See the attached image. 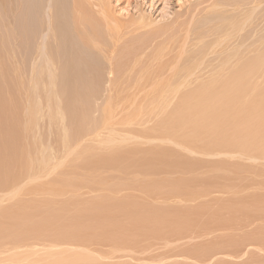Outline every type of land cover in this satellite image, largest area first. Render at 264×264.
Here are the masks:
<instances>
[{"label": "bare ground", "instance_id": "1", "mask_svg": "<svg viewBox=\"0 0 264 264\" xmlns=\"http://www.w3.org/2000/svg\"><path fill=\"white\" fill-rule=\"evenodd\" d=\"M97 4H93L90 0H71L70 7H65L63 0H0V188H2L1 190L6 186L13 188V185L18 181L20 184L23 178H27L26 183L17 185V187L15 185V188H11L12 190L8 193L9 198L14 199L15 203L7 206L0 204V247L5 243H11L14 246L9 254L0 248V253L5 252L7 255L4 257L3 263L6 261V264H107L102 260L103 256L101 257L100 254H97L98 252L92 251L90 246H87L106 242L115 249H124V247L139 245L140 241L133 240L129 236L138 229H149V232L155 236L179 235L189 232L194 227H199L197 224L204 226L203 229L212 225L244 229L252 228L254 224L260 223L259 226L250 229V232L246 233L240 229L241 232L237 236H232L230 233V238L224 236L211 245L193 247L187 251L189 255L198 258L204 257L205 261H208L216 259L217 255L229 252L224 251L227 248L231 249L228 256L238 257L243 256L245 247L263 250V193L235 196L236 198L230 196L227 204H225V200H223L225 203L220 200L221 203H224L223 206L217 201L220 207L224 208V210L220 209V212H218V205L214 209L210 206H197L196 209L188 207L189 209L176 210L172 208L163 211L162 207L139 202L137 200L139 198L135 196L123 197L121 195L120 199L115 197L118 196L117 191L121 181L109 176V173H121L120 179L123 180L121 186H139L146 194L150 195L151 191H156L159 194L163 191L161 189L163 184L169 180H167L168 178L158 180L153 176L159 170L161 171L162 167H175V160L179 162L180 158H177L178 150L172 152L170 146H166V144L165 146L155 144L162 146L141 149L136 143L130 147L125 142L128 138L120 137L118 133H115L114 122L116 123V119L114 118V122L112 119L116 114L113 113V110L111 112V107L112 102L117 101L118 104L119 101L115 97L113 101L111 94L115 92L114 96H118L117 92L119 91L118 94L122 97L119 89L122 83L118 82V80L120 81L118 73L125 65L128 53H133V51H130L131 48L128 45L129 52L119 51L120 54L115 60L108 59L107 67L104 69L103 64L80 56V48L75 47L80 46L77 41L87 46L89 51H91V46L96 43L102 41L103 44L107 43L105 42L107 34H105V38L103 37L105 32L103 22L99 21L103 18L106 23L108 21L107 13L100 4ZM208 5L211 6L207 12L205 9L206 14L204 13L203 19L201 17L202 20L199 19L194 24L195 19H192V23H184L182 28L181 25L177 26L178 29L174 28V33L172 32L170 35V39H172L171 36L175 34V38L178 40V33L176 34L175 31L178 32L179 28L181 29L183 33L182 37V33L179 31L181 46L175 44L176 40L172 41L173 52L178 46L180 56L178 57L175 51V58H179L178 62L185 58V61L182 60V62H187L188 65L186 64L182 68L181 73L179 71L176 74L173 73L176 76H173L176 82L167 85H162L164 84L162 82L163 87L155 88L159 89L162 97L159 101L157 99L153 103L151 102L152 108L161 114L156 121L153 118L151 120V115L143 113L141 115L138 111L139 115H146L149 117L147 120L155 122L154 126L148 129V125L146 128L142 125L145 128L142 130L143 134L153 135L154 139L156 136L165 137L177 145L178 143L181 145L182 142L184 146L188 144L187 147L193 148V150L195 144L196 147L198 144V148L202 144L200 150H202L201 147L205 148L203 152L206 154L208 152L211 156L214 152H210L213 150L210 152L205 150L212 146L215 150L217 148H222V150L224 148L229 150L239 148L242 151L237 150L236 152L245 154L246 158L247 156L255 158L254 154L257 159L260 156L264 157V112H261L264 110V12L254 19L261 2L257 0H211ZM208 5L205 4L203 9ZM94 6L98 9H95ZM31 14L35 15V19L29 20ZM99 14L103 17H97ZM108 23L105 25L106 31L109 27ZM182 29H186L185 33ZM71 32L76 35L75 40L71 36ZM168 42L170 43V41ZM168 42L166 39L167 44ZM22 44H30L33 46L32 49L34 48L27 57L31 61L29 63L33 64L29 80H25L27 76L20 65V51L18 50H22L19 49ZM162 44H160L162 47L159 45L157 48L156 46L157 51L163 53L164 50L167 51L166 48L169 49L168 46L170 50L172 49V45L164 47L166 44L164 42ZM70 46L72 50L69 48ZM26 48L28 49L27 46ZM64 51L67 54H64ZM161 54H154V57H160ZM154 60L156 63V58ZM171 62L169 61L170 64ZM152 63L153 61H151ZM171 66L173 67V65ZM103 70L107 71L109 90L112 91L110 94L112 102L111 99H108L109 101L106 99L107 104H102V107L105 105L101 110L102 116L96 118L93 114L91 115L92 111L90 112V109L94 108L91 100L103 90V79L101 78ZM155 71L159 73V70ZM163 71L162 75H165L166 73L164 74ZM147 75L151 77L154 74L148 72ZM120 76L122 78L123 75ZM139 81L132 85L133 90ZM147 81L149 82L148 79ZM142 82L141 79L140 84ZM118 84L120 85L118 86ZM145 86L144 84L143 87ZM128 88L132 90L131 86ZM136 89L141 91L139 88ZM152 93L154 98L156 93ZM135 95L136 93L133 97ZM176 96L178 98L175 102ZM169 97H172L174 104L170 102L168 104ZM41 98L45 100V105L48 108L61 113L64 118L60 132L61 137L54 141L57 143L56 150L62 154L61 157H57V154L54 155L55 147L53 143H48L50 141L44 142L41 136L30 135L31 133H29L30 136L26 137L25 135V130L34 127L38 121L42 107ZM121 100L123 102L124 98ZM127 100L130 102L129 99ZM170 104L172 106L169 107ZM115 107L118 108L116 104ZM142 107H144L142 110L150 109L151 111L149 105ZM22 108L26 109V112L30 111L31 115L33 113L30 124H23L24 116L20 113ZM155 111L153 109L152 116L155 115ZM130 119H133V116H130ZM130 119L127 122L133 123V120L129 121ZM144 120L146 122L145 118ZM134 123L137 124V122ZM97 129H108V133L100 140H95L96 136L94 135L95 139L93 138V140L96 141V144L86 146L83 140H86L88 134L92 135L95 130L98 132ZM29 132L35 133L34 131ZM89 142L92 143L91 140ZM148 142L150 143V140ZM83 143L85 145L82 147ZM135 145H138V148H135ZM58 147L60 149H57ZM174 152L177 153L176 156H174ZM226 153L223 152L224 155ZM215 154L217 155V153ZM184 159L185 161L181 159L177 166L191 169L195 163L190 164L186 161V157ZM182 162L187 163L183 164ZM223 165H225L224 162ZM220 170L224 171L222 168ZM226 171L225 173L229 175L237 172L231 171L233 172L231 174L229 170ZM242 174L243 172L240 173L241 176ZM51 175H55L54 178ZM136 175L141 176L140 179ZM247 175L244 174L241 179H245ZM48 176L52 180L47 179L43 184L38 182L41 178ZM235 177L234 180L241 181L240 177L237 175ZM255 179H252L254 186L264 187V180L257 181V185ZM182 180L181 182L184 183V179ZM189 181L186 182L189 183ZM181 182L180 186H182ZM98 186L106 191L103 196L90 200L82 198L81 200L72 196L69 200L61 199L65 195L76 197L84 187L95 188ZM236 186H234L235 189L232 186L233 190L231 186L229 189L226 187L224 191L231 189L234 195L237 193L234 192L238 188ZM184 187L189 188V186H185V183ZM184 187L183 191L178 190L180 195L189 200L194 198L192 201H195V198H200L201 195L205 197L208 194L207 190L198 192L191 187L185 190ZM39 190H43V192L40 191V194L50 193L52 198H45L43 201L41 199L40 201L22 199L24 194L31 192L38 194ZM168 191L172 192V190ZM1 201L2 203L7 202L6 200ZM215 217L217 218L214 219ZM128 224L134 226L128 229ZM236 225L240 226L236 227ZM110 226L112 229L108 233L100 232ZM201 229L202 227H200ZM164 232L165 234H162ZM34 239L42 241L41 244L46 249L31 247L24 250V243ZM49 254L54 257L46 259L45 256Z\"/></svg>", "mask_w": 264, "mask_h": 264}, {"label": "rangeland", "instance_id": "2", "mask_svg": "<svg viewBox=\"0 0 264 264\" xmlns=\"http://www.w3.org/2000/svg\"><path fill=\"white\" fill-rule=\"evenodd\" d=\"M90 1L93 2V4L94 3L100 4L104 8L105 12L107 13L106 17L108 18V21L106 20L107 21L106 23H105V20L103 18H101L103 16H101L100 14L97 15V17L101 18V19H99V21H101V23L103 22V28L105 31L103 37L105 38V34H107L106 38H105L106 39L105 42H107V43L103 44V41L100 43H96L95 45L91 46V51H89L87 49V46L82 45L79 41H77V43H79L80 46L77 45L75 47L80 48V52H81V53H79L80 56H83L87 60L95 61L96 63L103 64L102 66L104 69L105 67H107L106 63L109 61L108 59L110 58L112 61L115 60L118 57V55L120 54L119 51L120 52L121 51L129 52V49H128L129 46L131 48L130 51L131 50L133 51V53L132 52L130 54L128 53V58L124 62L125 65L123 66L121 72L118 73V79H120V81L118 80V82L122 83V85H121L122 87L121 86L119 87L122 97L118 94L119 91L117 92V95L119 96L118 97V96H114L115 92L112 93V91L109 90L110 87L108 86L109 80H108V75L106 73L107 71L103 70L102 71L103 76L101 77L103 79L102 80L103 90L101 92H99L98 96L97 95L94 96L93 100H91L92 101L91 104L94 106V108L90 109V112L92 111L91 115L93 114L94 117L100 118L102 116L101 110L105 106V105H103V107H102V104L106 103L105 102L106 99H107V101H109L111 99V102H112V97H113V101H114V97H115L119 101L118 104H117V101L112 102L114 104V109H113V104L111 107V112L113 110L114 111L113 113L116 114V115H114V117L112 119V121L114 120V118L116 119V123L113 121L114 126L116 128L115 133H118V135L120 137L128 138L125 141L128 146L132 147V146H134V144L137 143V144H139V148L141 147V149H147V148H151V146H162V145H155V144H163V146H165V144H166V146H170V148L172 149L171 150L172 152H173V150H176V151L178 150L177 153L179 152V155L174 152V154H175L174 156H176V154H177V158H180L179 162L181 159L183 161H185L184 158L186 157V161H188L190 164L195 163L191 167V169L190 168L186 169L185 167L182 168L180 166H177V163H179V162H178V160H175V162L174 161L173 162L175 163V167H177V168H175V167L163 168L162 167L161 171L160 170H159V172L157 171L158 173H155L154 176H153V174H151V176H153L154 178H157L158 180H166V178H168L167 180H169V181L166 184H163V186L161 187V189H163V191L160 190L161 192L159 194H157L156 191H151L150 195L146 194V192H143L139 186H131V187L121 186V183L123 181L122 179H120L122 177L120 175L121 173L111 172L108 174L109 176L114 177L116 179H119L118 181H121V183H119L120 187L118 188V191H117L118 196H115V197L117 199H120L119 196L120 197H122V196L123 197L135 196L136 198H139V199H137L139 202L142 201L143 203L145 202L148 205L150 204L153 206L162 207V208H164L163 211H167V210H170L172 208H175L177 210V209L188 208V207H190V208L195 207V209H196L197 206H200V207L201 206H204V207L210 206L212 209H214V208H217V205H218L219 206L218 212H220L221 210H224V208L223 207L221 208L219 204L222 205L225 203V201H226L225 204H227L230 200V198H228V197H230V196L231 197L234 196L232 198H236L238 196L239 197L240 196H248L250 194H259V193L264 194V187L258 188L259 186H254V182H252V179L256 178L255 182L258 185L257 181H259V180L263 181L264 180V157L263 156H260L257 159V157L254 154L255 158H253V157L251 158V156H247V158H246L245 154H241V152H236L237 150L242 151L239 148L238 149L234 148V149H230V150L226 149V148H224L223 150H222V148L221 149L217 148L215 150V148H213L212 146L209 149L206 148V150H205L206 152H207V150L209 152H210V150H213L210 152V153L214 152V153H212V156H211V154H208V152H207L208 155L205 152H203V149H205V148L201 147L202 150H200V146H202V144H200V143H199L200 144L199 148H198V144H197V147H196V144L193 146L194 150H195L194 151L193 148L190 149L189 147H187V146H189L188 144H187V146H184V143L181 142V145H180V143H178V145H179L178 146L177 143L176 144L172 143L171 140H169L165 137H161V136H156V138H159V139L157 140L155 138L156 139L155 140L153 138L155 136H153V135L151 136L149 134L144 135L143 131H142V130H145L147 125H148L147 129L150 128L151 126L153 127L155 124L154 121H156V119L159 118V115L161 116V114H159L157 111H155V108H152V103L154 101H156L157 99H158V101H159V99L160 100L162 99V97L160 96V93L158 91L159 89L156 90L158 88V86L163 87L162 85H167L168 83L176 82L175 78H174L176 76H174V74H176V72H178V71L181 73L183 71L182 68H184L186 64L188 65L187 62H184V63L182 62L183 59L181 60V62H178V61H180V60H178L179 58H177V59L175 58L176 52H177V56L178 57L180 56L178 51H180L179 47L181 46L180 43H182L181 38L179 37L180 36L179 31H180V33H182L181 29L179 28L178 32H176L177 30L175 31L176 34L178 33L177 34L178 40L175 38L176 37L175 34L173 35L174 38H173V36H171L172 39H170V35L174 31V28H176L177 26L180 27V25H181V28H182L184 23H187V24L192 23V21H193L192 19H195L194 24H196L198 22V20L201 19V17L203 19L204 13L206 14L207 9H209L211 6V5H208L211 2V0L210 1L209 0H90ZM257 1L261 2V5L257 8L254 19H256L259 14L264 12V0H257ZM199 2H200V4H199ZM70 3H71V0H63V6H65V7H70ZM205 4H206V6L208 5V7L203 9ZM94 8L98 9L96 6H94ZM205 9H206V12H205ZM201 11H202V13H201ZM195 13H197V14H195ZM16 17L18 18L17 14H16ZM34 17H35V15L31 14L29 16V20L35 19ZM18 20H20V19H18ZM107 23H108L109 27H108V30L106 31L105 25H107ZM187 24H186V28H187ZM184 27H185V25H184ZM184 27H183V29H184ZM176 29H178V28H176ZM185 30H183L184 33H185ZM71 33H72L71 36L75 40L76 35L73 32H71ZM181 35L183 37V33ZM166 39H167V42L170 41V43L168 42V44H167ZM174 40L177 41V42L175 41V44L179 46V47L176 46L177 49L175 50L176 52L174 51L175 54L173 52L174 47L172 45V41L174 42ZM163 42H164V44H166V45H164V47L165 46L167 47V45L170 44V45H172L171 46L172 49L170 50V47L168 46L169 49L166 48L167 51L164 50L163 53L161 51L160 52L157 51L158 46L160 44H162ZM26 46L28 47V49L26 48ZM156 46H157V48H156ZM162 46H163V44H162ZM32 47L33 46L30 44H26V45L22 44L21 47H19V49H22V50H18V51H20V53H19L20 62H21L20 65H22V69H23V71H25V75L27 76L25 80H27V79L29 80V77L32 74L31 71H32V65L33 64H30L31 61L29 58H27L29 53L34 49V48L32 49ZM69 48L72 50L71 46ZM70 49H68V50H70ZM25 50H26V52H24ZM138 50H139V52H138ZM168 50H169V52H168ZM158 52H159V54L162 53L161 54L162 56L160 55L161 58L159 56L154 57V54L159 55V54H157ZM171 53H173V54H171ZM64 54H67V53L64 51ZM171 55H174V56H172L173 58L171 57ZM168 56H170V57H168ZM144 57L146 58V60ZM148 57H149V59H148ZM158 57H159V60H157ZM135 58H136V60H135ZM154 58H156V61H157L156 63H155ZM168 60L170 62L172 61L171 64L169 63ZM174 60L176 62H173ZM29 61H30V63H29ZM151 61H153L152 64H151ZM166 61H168L167 62L168 64L166 63ZM183 61H185V58ZM186 61H189V60H186ZM154 63H155V65H154ZM172 63H174V64H172ZM164 64H166V65L164 66ZM208 64H210V63H208ZM38 65H41V64H38ZM171 65H173L174 68ZM162 66H164V67H162ZM181 66H183V67H181ZM155 68L157 70H159V73H158V71L157 72L155 71L156 70ZM163 68L166 70H164ZM162 71L164 72V74L166 73L168 76L166 74L162 75ZM170 71H171V73H170ZM148 72L153 73L154 75L149 77V75H147ZM160 72H161V75H160ZM205 73H207V71H205ZM170 74H172V75H170ZM120 75H123L122 78ZM124 75H125V77H124ZM170 77H172V78H170ZM206 78H207V75H206ZM141 79L143 81L142 82L143 86H144V84L146 85L145 87L141 86L142 85V84H140ZM147 79L149 80V82L147 81ZM138 80H140L139 84L136 85L137 87H135L134 90L138 91V89H136V88H139V89H141L140 92L134 91L132 88V85H135L136 83H138ZM168 80H169V82H168ZM162 82L164 84H162ZM119 85L120 84H118V86ZM128 86L129 87L131 86L132 90L130 88H128ZM123 87H124V90H123ZM119 89H117V90H119ZM117 90H115V91H117ZM150 91H151V93L148 94V92H150ZM133 92H134V94L136 93L135 97H133V95H134ZM152 92L156 93V95H154V98L152 96V94H153ZM129 93H131V94L129 95ZM108 94L109 95L111 94L113 96L111 97V95L109 96ZM121 98L122 99L124 98L123 102H121L122 101ZM133 98H134L135 102H133L134 101ZM139 98H141V99H139ZM171 98L172 97L168 98V100H167L168 104H169V102L174 104V101L177 100L178 97L177 96L175 98L173 97L174 101H172L173 99H171ZM127 99H129L130 102ZM41 100H42V107L40 110V115H39L38 121H37V123H35L34 127H29L28 129L25 130V135H26V137H27V135L28 136L36 135L37 137L41 136L44 142L50 141L48 143H50V144L53 143V145L55 147L54 148L55 150H53L54 155L57 154L58 155L57 157H61L62 154L60 153L59 150H56L57 143H55L54 141L61 137L60 132H61L62 126L64 124V118L62 117L61 113H58L57 111L48 108L45 105L44 99L41 98ZM131 100H132V102H131ZM145 101H146V105H145ZM115 104H116V106H118V108L115 107ZM130 104H131V106H130ZM172 104H170L169 107L172 106ZM143 105L144 106H148V105L151 106V111H150V109L142 110V108H144V107H142ZM138 107H139V109H138ZM153 109L155 111L154 112L155 115L158 113L156 116L155 115L152 116L153 115V112H152ZM93 110H95V111L93 112ZM133 110H134V112L132 113ZM138 111L140 112L139 114H141V115H143V114L151 115L150 116L151 120H152V118H153V120L154 119L155 120L154 121L147 120V119H149V117L146 115H144V116L139 115ZM261 112H264V110ZM20 113H22V116H24V118H22L23 124H25V125H26V123L30 124L31 123L30 119L32 118L33 113L31 115V112L30 111L26 112V109H24V108H22V112H20ZM129 114L131 117L133 116V119H130ZM134 115H135V117H134ZM128 116H129L128 119H130L129 121L132 122V120H133V123L127 122ZM144 118L146 119V122H145ZM33 120H34V117H33ZM139 120L141 121L140 123H139ZM122 121H125V122H122ZM134 122H137V124ZM142 125L145 126V128ZM97 130H99V131L97 132L95 130L94 132H92L93 136L91 134H88V136L86 137V140H83L84 143H86V146L90 145V144L95 145L96 144L95 140L102 139L108 133V129H104L105 131L103 129L102 130L97 129ZM29 131H34L35 133L29 132ZM29 133H31V134L29 135ZM140 133H141V135H140ZM142 134H143V136H142ZM94 135L96 136V139L94 138L95 137ZM150 136H151V138H150ZM93 138L95 140H93ZM147 138H148V140H150V143L148 142ZM88 140L89 141L91 140L92 143H90ZM156 141H157V143H156ZM84 143H83L82 147L85 145ZM92 145H90V146H92ZM177 146H178V148H177ZM180 147H181V149H180ZM135 148H138V145H135ZM57 149H60V147H58ZM187 150L188 151L190 150V152H187ZM192 151H194V152L192 153ZM223 152L224 153L227 152L226 155H224ZM197 153H199V154H197ZM215 153H217V155ZM218 153H220V154L218 155ZM227 154L229 157L227 156ZM180 155L183 158L178 157ZM226 160L227 161L229 160V162H226ZM223 162L225 163V165H223ZM182 163L186 164L187 162L186 163L182 162ZM220 164H221V168L223 170H224L223 167H225L226 168L225 170H227V171L229 170L230 171L229 173H231V174L233 173L231 171H237L240 173L243 172V174H242V176L240 175V173L237 174V172H236V174L233 173L232 175L226 174L225 170L224 171L220 170L221 169ZM237 164H239V165H237ZM212 166H214V167H212ZM236 166H238V167H236ZM192 168H194V169L192 170ZM222 172L225 174H223ZM244 174H248L249 177L247 175L245 177V179L244 178L241 179V177H244ZM251 174H252V176H251ZM55 175H51V177L53 176L52 178H54ZM233 175H234V177H233ZM235 175H237V177H240L241 181L239 179L234 180L233 178L236 179ZM51 177H49V176L47 178L43 177V178H41V180H38V182H40V184H43L47 179L52 180ZM136 177H138L140 179L141 176L139 177V175H136ZM123 179H124V177H123ZM170 179H171V181H170ZM182 179H184V181H185L184 182L185 186H187V187L189 186V188L190 187L194 188L193 190H197L198 192L199 191H205L206 192V190H207V193L208 194L210 193L211 195L206 194L205 197H202V195H201L200 198H195V201H192V200H194V198L190 199V200L186 199L183 195H180V193L178 191L179 189L181 191H183L182 189L184 187V183H182L183 182ZM26 180H27V178H23V180H21L20 184L18 181L17 184H15L16 186L13 185V188H12V186H10V187L12 189H14L15 187H17V185L19 186V185H23L24 183H26ZM181 180H182V182H181ZM188 180H190L191 182L190 181H189V183L186 182ZM179 181L181 182L182 186H180ZM177 182L179 185L177 184ZM237 182H238V185H237L238 188L236 189V191L234 190V192L235 193L237 192V193L233 195L232 190H233V187L236 186ZM169 184H170V186H172L174 188L168 189L167 187H170V186H168ZM247 184H249V185H247ZM230 186L231 187L233 186L232 190L230 189V191H227V190L224 191L226 189V187H228L227 189L231 188ZM244 186H245V188H244ZM251 186H252V189H251ZM3 188H4L3 190H1L2 188H0V204L3 206L11 205L15 201L14 199L11 200L12 198L11 197L9 198V195H8L9 191L12 189L9 188V186L3 187ZM184 188H185V190L189 189L186 187H184ZM234 189H235V187H234ZM168 190H172V192L168 191ZM40 191L43 192V190H39L38 194H37V192H36V194H35V192L34 193L33 192L26 193L22 196V199H25V200L37 199V201L38 200L40 201V199H41V201H43V200H45V198H48V199L52 198L50 193L47 192L48 195L45 193L40 194ZM173 192H174V195H173ZM228 192H229V194H228ZM105 193H106V191L101 186H98L95 188L84 187L80 191V194H79L80 197H79V195H77L76 197H74V195H65V196H62L61 199L64 198L65 200H69L70 196H72L73 198H77V199L82 198L83 200H86V199L90 200V199H94V198L103 196ZM224 193L227 195H223ZM240 193H242V194H240ZM219 194H221V195H219ZM171 195H172V197H171ZM176 195L179 197H177ZM1 196L5 197V198L3 199ZM72 197H71V199H73ZM1 200H3V202L6 200L7 202L2 203ZM220 200H221V202H224V203H221ZM223 200H225V201H223ZM217 201H219L220 203ZM203 203H205V204H203ZM157 207H154V208H157ZM223 212H224V214H226L225 211H223ZM216 218L217 217H215L214 219H216ZM148 222H149L150 226H152V224L150 223L149 220H148ZM197 225H199V227H197ZM197 225H196V227L198 228V230H195L197 228L194 227L195 229L192 228V229H194L193 231L191 229L189 232L187 231V232H184L185 234L181 233L179 235L178 234H174V235L168 234V235H171L169 237L167 234H165V232L162 233L165 235L155 236L149 232V229H146V228L145 229L144 228L138 229L133 234H131V235L128 234V235L133 240L140 241L139 245L136 244L135 245L136 247L135 246L124 247L125 250L123 248L122 249H115L112 245H110L109 243H106V242H104V243L102 242L99 244L98 243L89 244L87 247L90 246L89 248L92 249V251L94 250V252H98L97 254H100L101 257L103 256L102 260L107 264H264V248H262L263 250H260V249L253 248V247H251V248L245 247L244 251H243L245 255L242 254L243 256H240V257L228 256L229 252H231V249L227 248L224 251H229V252L217 255L218 257H216V259L214 258V259H211L208 261H205L206 258H204V257L198 258V257H195L193 255H189L187 253V251L191 250L193 247H196L198 245H211L212 243L218 241L220 238H222L224 236H227V238H230L229 237L230 233L232 236L233 235L237 236V234L238 233L240 234V232H241L240 231L241 228L237 229L234 227L233 228L234 230H233L232 228L230 229L231 226L230 227L228 226L227 228L225 226H222L223 227L222 228L220 226L214 227V225H212L210 227L203 229L204 226H201L200 224H197ZM257 225L259 226L260 223L254 224V226H252V228L249 227V228H244L241 230H243L247 233V232L251 231L250 229H253ZM133 226H134L133 224H128L127 228L129 229V228H132ZM237 226L239 227L240 225H236V227ZM200 227H202L201 230H200ZM111 229H112V227L110 226L106 230L102 229L100 232H107L108 233ZM120 235H119V237H120ZM34 240L30 241V242L26 241L24 243L23 249L25 250V248H31V247L44 248V250L46 249V247H44L41 244L42 241H38L36 239H34ZM13 247H14L13 244L5 243L0 248L2 251H7L6 254H9L10 250H12ZM65 247H67V246H65ZM72 247H74V246H72ZM131 247H134V248H131ZM199 247H203V246H199ZM114 249H115V252H114ZM0 254L2 256V257L0 256V260L2 261V262L0 261V264H2L3 261L5 260L4 257H6L7 255H5V252H3V254L2 253H0ZM45 257H46V259H52L54 256L52 254H49ZM5 262L3 264H6Z\"/></svg>", "mask_w": 264, "mask_h": 264}]
</instances>
